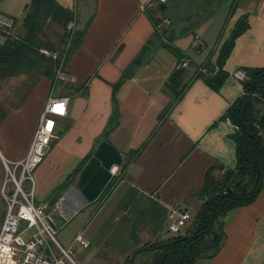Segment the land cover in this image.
<instances>
[{
    "label": "crops",
    "instance_id": "obj_1",
    "mask_svg": "<svg viewBox=\"0 0 264 264\" xmlns=\"http://www.w3.org/2000/svg\"><path fill=\"white\" fill-rule=\"evenodd\" d=\"M55 1L75 10L77 30L84 33L64 67L72 82L59 84L53 93L69 96L67 113L57 118L56 137L35 169V199L48 202L61 190L63 194L51 210L60 222L79 218L73 232L75 236L83 232L90 241L96 232L80 227L92 214L94 201L87 202L81 194L80 173L106 141L119 152L121 161L109 168L118 181L99 203L103 212L100 229L107 235L115 232L114 226L124 217L132 218L131 210L133 216L154 206L166 210L161 231L154 233L149 223L136 230L139 244L112 249L105 256L89 242L86 256L79 255L84 263L95 255L99 259L96 264H114L113 260L123 264L134 247L167 238L170 207L192 210L193 215L197 212L208 171L213 169L214 175L221 177L224 169L236 167L237 127L223 116L245 94L242 80L234 73L244 67H264V0H168L160 15L170 21L165 37L190 61L179 90L188 86L179 99L166 86L170 73L179 66L176 54L166 47H150L141 62L133 64L153 36V25L142 9L149 0ZM29 2L0 0V11L19 23ZM242 16H247L248 26L236 38L224 66L230 74L217 91L196 73L201 65L217 60L221 45ZM57 36L53 34L55 45L60 42ZM14 79L23 83L26 76L8 80ZM24 83L27 91L0 118V149L10 161L25 156L48 99L52 77L41 76L32 86ZM113 112L116 119L105 134ZM136 150L123 170L128 154ZM85 157L70 184L60 189ZM3 214L4 209L0 222ZM130 232L131 220L122 235L125 238ZM223 232L218 252L213 256L211 251L206 253L195 264H264V186L254 202L226 214ZM153 254L140 251L134 263L152 264Z\"/></svg>",
    "mask_w": 264,
    "mask_h": 264
},
{
    "label": "trees",
    "instance_id": "obj_2",
    "mask_svg": "<svg viewBox=\"0 0 264 264\" xmlns=\"http://www.w3.org/2000/svg\"><path fill=\"white\" fill-rule=\"evenodd\" d=\"M164 5L145 9L154 32L133 64H139L145 51L150 47H166L170 52L176 54L179 66L170 73L166 86L175 92L177 99H179L188 83L184 85L182 90H179L184 72V68L180 66L183 54L169 43L168 37H165L168 26L157 27L162 20L160 15ZM234 10L235 7L232 8L230 17ZM72 17L73 10L59 5L55 0H30L19 23L15 20V26L17 25L19 28L17 39H8L5 44L0 45V89L4 81L20 75H25L26 81L31 86L41 76H48L53 79L58 59L41 53L40 49L44 48L55 52L62 48L67 40L65 26ZM247 26V16L240 17L230 36L221 45L217 60L207 63L219 67L217 73L204 77L207 83L217 91L220 90L230 74L224 66L235 46L236 38ZM54 33H57V37H59L58 45L54 43ZM83 33V30L75 31L65 58V64L82 41ZM242 70L247 74V78L242 80L245 94L234 102L223 116L237 127L235 138L238 162L236 167L224 169L221 177L215 176L213 169L208 171L206 183L199 195L202 203L193 215L191 224L184 234L180 233L166 239H160L157 244L151 246L144 242L143 246L132 249L130 254L125 257L123 264H135V255L144 250L154 252L152 264H195L198 258L210 251L212 252L211 256L215 255L224 237L223 218L232 209L254 202L261 192L264 186V113H258L255 110V103L259 102V99L254 94L258 93L264 97V67H244ZM196 74V77L201 76L198 71ZM125 76L126 72L123 78ZM113 89L114 99L116 87ZM165 111L166 109L161 113L160 118ZM0 112V118H2L5 112L1 110ZM115 119L116 112H113L105 134ZM137 152L136 150L128 154L122 166L123 170ZM88 157H85L79 167L70 174L69 179L60 185V189H64L70 184V178L78 173ZM117 181L118 177H112L94 202L101 203L109 195ZM124 203L126 205V202ZM125 205L123 204L122 207ZM132 212V210L129 212L132 214V218L126 219L124 217L119 224L114 226L115 232L110 233L106 238V245L111 249L126 248L130 243L139 244L140 240L135 237V232L142 224L149 223L154 233L163 229L166 216L164 208L154 206L147 208V210L141 209L136 211L134 216ZM129 220H131V232L126 234L127 236L124 238L122 234L125 233ZM216 226L218 229L215 228ZM208 234H212L209 239H207Z\"/></svg>",
    "mask_w": 264,
    "mask_h": 264
},
{
    "label": "built area",
    "instance_id": "obj_3",
    "mask_svg": "<svg viewBox=\"0 0 264 264\" xmlns=\"http://www.w3.org/2000/svg\"><path fill=\"white\" fill-rule=\"evenodd\" d=\"M168 0H149L142 9L166 4ZM170 24L167 18H162L158 28ZM15 19L0 11V45L8 39H17L14 33ZM67 40L61 56L53 51L41 48L40 52L53 59H58L52 79L48 99L40 114L38 124L25 156L18 161L6 159L0 149V165L4 179L0 183V197L5 203L4 214L0 222V264H75L70 256V250L63 247L57 240L58 216L51 210L47 201L35 203V179L33 171L44 160L46 150L53 138L56 137L57 118L67 113L69 96H54V90L59 84H70L71 77L65 71V58L70 48L71 40L77 29L76 13L67 22ZM190 61L183 57L180 66L186 68ZM219 67L203 64L198 68L202 77L217 73ZM234 75L244 80L247 74L239 70ZM10 183V189L8 184ZM25 183L28 187L25 188ZM193 214L189 209L173 206L167 212V231L180 234L192 221ZM74 239L83 248L88 247L89 241L82 234Z\"/></svg>",
    "mask_w": 264,
    "mask_h": 264
},
{
    "label": "rangeland",
    "instance_id": "obj_4",
    "mask_svg": "<svg viewBox=\"0 0 264 264\" xmlns=\"http://www.w3.org/2000/svg\"><path fill=\"white\" fill-rule=\"evenodd\" d=\"M13 29H14V33L18 35V33H19L18 26L17 25L14 26ZM63 48H64V45H62V48H60L62 50H60V49L56 50L55 53L57 55L61 56V53L63 52ZM24 82L21 83V79L6 80V81L3 82V84L1 85V89H0V110L1 111L9 110L13 106H15L16 103H18L20 101V99L22 97V94H24L27 91V88H28L27 85L25 86ZM58 86H60V85H58ZM254 95H255V97H257L259 99V102L257 101L255 103V110L258 113H264V97H262L258 93H255ZM0 116H1V112H0ZM33 176H34V179H35V170L33 171ZM3 179H4V172H3L2 167L0 165V183L2 182ZM27 187H28V183H25V188H27ZM8 189H10V183L8 184ZM200 200L202 201V199H200ZM201 201H200V203H202ZM38 202L39 201H37L35 199V203H38ZM99 206H100L99 202H94L93 203V206H92L93 212H92V214L88 215L86 221L82 223L80 228L82 230L83 229L84 230H88L89 229L90 232H94V231L96 232V233H94L95 235L91 238V240L89 242H91L92 244L93 243L96 244L97 249H99L101 251V254L107 256V253L108 252L110 253L112 249L106 245V238L105 237L108 236L106 234L107 231H103L102 229H100V226H99V221H100V219H101V217L103 215V212H101V209H99ZM131 207H128V209H130ZM4 208H5V203L0 197V212H2ZM191 212H192V210H191ZM77 219H79V218H74V219L71 218L66 223H64L63 221L62 222H58V226H57L58 229L56 231L55 236H56L58 242L63 247H65L66 249L70 250V256L74 260L75 264H96L95 261H96V259H98V257H95V255L93 257L91 256L89 263H84L80 259L81 256H79V255H82V257H84V255L86 256L87 252H89L88 251L89 249L88 248H83L80 245V243L77 242L74 239L75 234L73 232V229L76 226V224L78 223ZM190 223L188 224V226L190 225ZM187 227H185L181 231L182 234H184L186 232ZM215 228L218 229V226H216ZM80 233H82L83 236L86 239H88L84 235L83 232H80ZM169 236H172V234H166V237H169ZM211 237H212V234H208L207 239H209ZM158 241L159 240L148 241L147 245H149V246L155 245V244L158 243ZM100 259H102V258H100ZM113 263L115 264L114 260H113ZM68 264H69V262H68Z\"/></svg>",
    "mask_w": 264,
    "mask_h": 264
},
{
    "label": "water",
    "instance_id": "obj_5",
    "mask_svg": "<svg viewBox=\"0 0 264 264\" xmlns=\"http://www.w3.org/2000/svg\"><path fill=\"white\" fill-rule=\"evenodd\" d=\"M119 152L106 141L101 142L94 155L86 162L80 173L79 189L87 202L95 201L112 178L109 168L112 163L119 164ZM63 192L57 190L49 199L48 205L53 206Z\"/></svg>",
    "mask_w": 264,
    "mask_h": 264
}]
</instances>
